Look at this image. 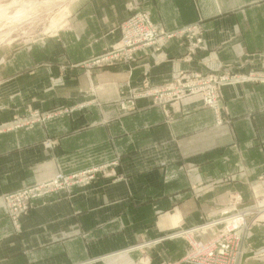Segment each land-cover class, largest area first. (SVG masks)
Listing matches in <instances>:
<instances>
[{
    "label": "crops",
    "instance_id": "crops-1",
    "mask_svg": "<svg viewBox=\"0 0 264 264\" xmlns=\"http://www.w3.org/2000/svg\"><path fill=\"white\" fill-rule=\"evenodd\" d=\"M135 10L148 11L166 30L199 23L205 49L184 61L186 48L175 38L162 53L149 48L131 64L87 70L85 60L118 43L119 25ZM69 21L57 36L0 45V123L26 106H75L64 123L0 133V195L50 177L58 166L117 161L123 179L102 177L70 197L61 194L24 216L19 233L0 203V264H177L189 244L166 237L172 230L200 226L231 192L247 202L264 193V88L225 87L231 121L221 125L197 98L172 104L168 114L150 98L122 111L120 90L146 77L163 84L181 70L264 63V0H75ZM48 137L57 139L54 148H44ZM238 161L247 172L210 184ZM250 240L259 250L251 255L249 248L244 264H264V216Z\"/></svg>",
    "mask_w": 264,
    "mask_h": 264
},
{
    "label": "rangeland",
    "instance_id": "rangeland-1",
    "mask_svg": "<svg viewBox=\"0 0 264 264\" xmlns=\"http://www.w3.org/2000/svg\"><path fill=\"white\" fill-rule=\"evenodd\" d=\"M74 2L75 0H50V6L40 10V14L34 23L13 33V36L9 37L8 41L0 42V45H14L15 43L20 42H36L39 38H42V36H57L60 30H68L70 27L69 19L72 15V5L74 4ZM141 11L149 13L146 10H135L132 15ZM131 16H129L128 18H130ZM152 22L154 23L153 20ZM122 23L119 25L121 34L120 40L124 33V30H122ZM196 24L200 26L199 23ZM154 25L156 26L155 23ZM156 27L159 29H164V32L176 31L166 30L165 28H160L158 26ZM175 38L180 39L182 41V44L186 48L185 54L182 57L184 61H192L195 54H197L199 50L205 49L204 30L202 29V27H199V30H196V32L186 33L182 36L173 37L167 40L165 44L161 46H159V43L156 42L150 44L149 46L139 47L133 51L131 57L124 54L122 57L114 59L110 62H105L102 64L94 63L93 60L111 51L114 48L113 46L115 45V43L110 44L101 53L85 60L84 63L87 70L95 67L101 68L104 66H112L118 63L131 64L136 60V56L139 51L151 48L155 52L162 53L164 52V48L169 43V41ZM251 55L254 56V54H248L245 58H248L249 60L251 58ZM253 61L254 59H250V62ZM228 65L229 66H224L222 69L216 72L204 70H181L170 80L159 85L152 84L147 77L144 78L138 85H134L131 82H128L123 88H121L117 104L122 111H130L136 109L138 99L150 98L152 105L159 107L168 114L170 106L172 104L180 103L189 98H197V100L201 101L205 107L210 108L214 112L216 124H224L227 121H231V118H227L229 110L226 104L225 87L236 84L243 87L245 84L251 83L253 85L261 86L264 88V63H251L247 66L244 65V67L235 65L231 66V64ZM194 74L196 76L195 78L204 77L205 79H210L208 85L203 86L202 91L198 92V94L189 93L188 95H186V97L183 98L180 97L167 100L163 96V94L159 92L161 88H164L166 85L174 82L173 80L181 78L183 81H186L188 78L187 75L193 76ZM220 77H225V81L218 83ZM80 106H85V103L80 104ZM74 110L75 106L73 105H60L54 109L47 111H42L39 108L26 106L25 108H23V114H17L11 121L8 120L6 122L0 123V133L24 126L33 128L38 123L47 124L52 120H57V122L64 123L67 116ZM1 121L2 120H0V122ZM254 126L256 127L255 123ZM42 144L45 149H49L54 148L58 144V141L57 139L48 137L43 141ZM235 146H238L237 142H235ZM118 165L119 163L116 161L108 164L77 166L71 169L64 168L63 166H58L57 171L48 178L27 186H23L21 188L4 192L0 195V203L4 206L6 216L11 221L14 231H16V233H19L20 231H22L21 220L24 216L30 215V213L38 210L42 206L51 204L52 200L58 198L61 194H66L68 197H70L75 193L76 190L85 189L86 187L94 184L97 180H99V178L102 177L113 178L114 181L123 179V176L118 174L117 172L116 168ZM243 172L247 171L245 167L241 165V161H238L235 165L234 171L232 170L221 179L216 178L214 180H211L210 184L218 185L220 183H223L224 181L229 182L231 181V178L233 176H235L234 178L236 179L240 174H244ZM258 181H260L264 186V174L258 177ZM199 186L200 185H198V187ZM26 188H33L34 193L21 197L19 193ZM261 202H264V193L254 194L251 201L247 202L241 192H231L228 195L227 203L225 205H222L217 214H213L212 212L205 213V215L203 216L204 222L200 226L194 228H182L181 226H178L177 228L172 230L173 232H171V234H168L166 237H183L188 241L189 244L188 252H186V254L178 260L177 264H198L188 261L187 257L189 256V252L192 247V243L190 242L191 239H196L197 241L205 240L201 238L200 235L207 233H203V231L200 229L202 226H213L212 230H208L213 231V234L210 237L213 238L219 230H222L225 227L226 222L224 223L223 220H228L230 217L242 213L245 214V225H243V228L241 227L239 230L240 242H238L239 246L235 252L239 250V252L237 253L238 264H244L248 260V256H246V253L249 248L252 249V251L250 252L251 255L257 253V250H259L258 247H256L250 240V234L253 227L258 224L261 217L264 216V203L261 204ZM225 209L231 211H224ZM218 220L220 221L217 222ZM191 230L192 233L190 232ZM233 253L234 252H231L230 248L225 252H219L217 250L218 259H216V261H222L223 263L221 264H227L224 263V261L229 263L234 260Z\"/></svg>",
    "mask_w": 264,
    "mask_h": 264
},
{
    "label": "built area",
    "instance_id": "built-area-1",
    "mask_svg": "<svg viewBox=\"0 0 264 264\" xmlns=\"http://www.w3.org/2000/svg\"><path fill=\"white\" fill-rule=\"evenodd\" d=\"M199 27L198 24H193L184 26L178 29V31L164 32V29H159L154 25L149 13L143 11L137 12L122 23V30H124V33L120 42L116 43L111 51L97 57L93 62L96 64L110 62L122 57L124 54L131 57L133 51L139 47L149 46L156 42L161 46L173 37L182 36L186 33H194L196 30H199ZM187 77L186 81H183L181 78L173 80L174 82L161 88L159 92L162 93L167 100L180 97L183 98L189 93L198 94V92L202 91L203 86L208 85L210 81V79H205L204 77L195 78V74L193 76L187 75ZM225 79V77H220L218 83L225 81ZM33 193V188H26L20 192L19 195L23 197ZM224 211L231 210L225 209ZM219 221L220 220L217 222ZM223 222H226L225 227L222 230H217L218 233L213 238L200 241L191 239L190 242L192 243V247L187 257L188 261L198 264H221L223 263L222 261H216V259H218L217 250L219 252H225L230 248L231 252H234V260L229 263L224 261V263L238 264L237 253L239 250L237 252L235 251L238 249V242H240L239 230L245 225V214L242 213L230 217L228 220H223ZM212 228V225H204L200 229L205 233ZM190 232L192 233V230Z\"/></svg>",
    "mask_w": 264,
    "mask_h": 264
},
{
    "label": "clouds",
    "instance_id": "clouds-1",
    "mask_svg": "<svg viewBox=\"0 0 264 264\" xmlns=\"http://www.w3.org/2000/svg\"><path fill=\"white\" fill-rule=\"evenodd\" d=\"M50 0H0V42L34 23Z\"/></svg>",
    "mask_w": 264,
    "mask_h": 264
},
{
    "label": "bare ground",
    "instance_id": "bare-ground-1",
    "mask_svg": "<svg viewBox=\"0 0 264 264\" xmlns=\"http://www.w3.org/2000/svg\"><path fill=\"white\" fill-rule=\"evenodd\" d=\"M263 201V200H262ZM264 202H261V204H263Z\"/></svg>",
    "mask_w": 264,
    "mask_h": 264
}]
</instances>
